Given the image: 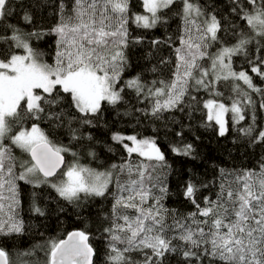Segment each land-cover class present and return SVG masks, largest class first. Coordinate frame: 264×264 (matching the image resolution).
Masks as SVG:
<instances>
[{
    "label": "snow or ice",
    "instance_id": "obj_1",
    "mask_svg": "<svg viewBox=\"0 0 264 264\" xmlns=\"http://www.w3.org/2000/svg\"><path fill=\"white\" fill-rule=\"evenodd\" d=\"M58 2L59 19L48 33L57 37L53 64L44 62L43 54L34 50L18 30L14 29L9 37H0L8 42V49L0 51V234L21 233L24 228L15 212L20 202L17 180L39 186L59 175V182L51 183V187L60 197L71 202L78 201L81 194L86 198L105 196L116 178L111 224L104 230L108 234L109 264H161L169 252L182 254L193 264H202L201 257L208 259L209 264H264V160L258 171L220 169L219 191L215 199L204 197L203 204L196 199L197 185L189 180L183 195L191 201L195 211L188 213L183 222L173 218L170 225L166 219L168 210L161 203L167 188L155 175L159 168L166 166L165 154L155 139L113 133L112 140L122 144L129 156L137 154L143 159L139 162L125 160L111 165L107 171H98L78 162L62 168V153L70 149L54 146L35 123L30 129L20 128L9 135L11 122L19 124L23 117L41 119L46 106L49 109L59 107L65 96L70 97V107L83 117L96 116L102 111V102L116 105L123 99L122 90L117 91V81L128 63L125 50L130 43L129 0ZM175 2L142 0L144 13L135 14L133 21L137 27L153 28L161 20V11L170 10ZM181 2L186 38L181 36V47L175 50L176 66L171 80L153 81L148 86L137 75L126 82V87L151 100V114L157 118L165 111L183 110L181 105L193 86L211 92L214 81L232 79L243 81L253 91H260L247 72L237 73L231 68V57L244 51L250 41L240 39L234 47L221 48L211 57L207 48L210 41H217L221 22L215 14L206 13L192 0ZM8 3L9 0H0V19L9 14ZM233 3L232 10L237 14L243 12L242 19L256 35L264 37V0H233ZM23 20L31 23L32 17L25 13ZM13 49H23V54ZM205 57L211 59L210 69L200 63ZM262 65L264 59L254 62L251 72L264 78ZM233 91L237 97H245L244 102H252L238 83ZM260 107L264 108V104ZM204 108L207 109V120L218 125L220 136L228 131L224 119L226 112H231L237 122L245 119L238 98L233 99L230 107L209 99ZM64 115L63 109L48 111L47 118L62 120ZM81 122L93 124L88 118H82ZM70 131L73 140L79 138L75 135L76 129L70 128ZM239 131L251 137L254 129L250 125ZM5 139L10 140V145L3 143ZM251 142H264V130H260ZM12 146L30 157L20 165L23 170L19 175L14 172L16 164ZM191 149L192 145L188 144L183 149L173 147L171 150L188 155ZM90 155L94 156V153ZM158 185L161 195L154 194ZM33 211L43 215L35 205ZM173 232L175 234L169 235ZM88 240L84 231H73L68 233L67 239L51 241L46 254L47 264H93L94 250ZM133 252H144L143 260L133 261L129 255ZM0 264H13L4 247H0Z\"/></svg>",
    "mask_w": 264,
    "mask_h": 264
},
{
    "label": "trees",
    "instance_id": "obj_2",
    "mask_svg": "<svg viewBox=\"0 0 264 264\" xmlns=\"http://www.w3.org/2000/svg\"><path fill=\"white\" fill-rule=\"evenodd\" d=\"M69 4L70 0H64ZM206 13L217 16L221 22V30L217 33V41H211L209 50L215 51L226 46L236 45L240 39L250 42L245 50L231 57V65L235 71H245L252 77L253 83L260 91L249 89L243 81L220 79L213 83L211 92L193 86L184 104L178 109H172L160 114L159 118L152 116V101L146 100L145 95L126 87V81L139 75L141 82L151 86L153 81H170L176 66V48L181 47V36L185 34V22L182 19V2L176 0L175 5L161 11V20L155 27L145 29L137 27L133 21L135 14H143L142 0H129V46L125 50L127 66L121 73V96L123 99L116 105L102 102V111L96 116L83 117L71 108L65 96V101L59 107L47 108L41 119L23 117L19 124L11 122L14 134L20 128L30 129L37 124L48 136L54 146L67 147L64 152L65 163L81 156L88 165L95 168L110 169L113 164H121L125 160L139 162L141 157L129 154L123 145L112 140L113 133L134 134L137 137L153 138L165 154L166 166L157 170L155 175L163 181L167 193L163 194L161 201L168 210L167 223L172 224L173 218L183 222L188 213L195 211L194 205L183 195L185 184L191 180L199 191L196 193L198 203L203 204L204 197L215 199L219 191L220 169L228 172L251 169L258 171L260 163L264 160V142L252 143L260 130H264V78L251 72L253 63L264 59V37L256 35L242 19L244 13L234 12L233 0H192ZM9 14L0 19V37H9L13 30H18L21 37L30 46L43 54L42 60L48 64L55 62L57 51V37L48 34L59 19L58 0H9L7 5ZM250 10V9H249ZM25 13L32 17L31 23L23 20ZM12 26V27H9ZM29 33H40L31 35ZM139 42H136V41ZM153 41L159 43L153 44ZM8 49V42L0 40V51ZM23 53V49H13ZM207 60L208 57H205ZM253 62V63H250ZM264 70V65L261 66ZM251 97V103H246L245 97H237L233 91L235 84ZM159 86V85H157ZM147 89H145V92ZM216 93H219L217 95ZM195 97V101L193 100ZM207 98L230 105L233 99H240L243 105L244 120L234 121L229 112L226 113V127L228 131L224 136L218 135V125L215 121L207 120V109L204 103ZM191 105V107H188ZM64 110L62 120H49L48 111L60 112ZM73 117H75L73 119ZM93 120L92 125L82 124L81 119ZM252 126V136H247L239 129ZM71 129H76L73 140ZM91 137V138H89ZM126 142V141H125ZM3 143L10 145V140ZM191 144L190 154L174 153L173 147L183 149ZM111 149V150H109ZM73 153L76 155L73 156ZM94 153L93 155H84ZM12 155L15 158L16 175L22 171L20 167L29 156L22 150L12 146ZM62 167V168H63ZM123 175V174H122ZM124 179L127 176L124 175ZM123 182V180H121ZM19 191V205L16 207V218L22 221L23 231L10 235L0 234V247H4L10 254L13 264H47V248L51 241H59L71 230L79 229L89 237V243L94 249L93 264H109L108 234L104 231L111 224V209L114 194L117 192L116 178L109 185L110 191L103 197H85L81 194L78 201H67L60 197L50 184H34L17 180ZM206 185L207 187H204ZM161 195L159 185L154 191ZM39 207L43 215L33 211V206ZM169 233V235H173ZM180 244L182 242L175 241ZM147 251V250H145ZM202 251V249H201ZM21 253H31L23 255ZM150 254V253H149ZM136 262L143 260L144 252L129 254ZM202 264H209V260L201 257ZM161 264H193L185 260L182 254L169 252Z\"/></svg>",
    "mask_w": 264,
    "mask_h": 264
},
{
    "label": "rangeland",
    "instance_id": "obj_3",
    "mask_svg": "<svg viewBox=\"0 0 264 264\" xmlns=\"http://www.w3.org/2000/svg\"><path fill=\"white\" fill-rule=\"evenodd\" d=\"M186 35V34H185ZM185 38H186V36H185ZM211 42V41H210ZM210 42H209V44H210ZM235 45H231V46H226V47H234ZM224 48V47H223ZM207 50H209V47L207 48ZM220 50V49H219ZM219 50H215V51H207L208 53H209V55L211 56V57H214L217 53H218V51ZM20 54H23V53H20ZM208 62H207V60H201L200 61V63L205 67V68H211V59L208 57ZM231 68H232V65H231ZM232 70L233 71H235L233 68H232ZM235 72H240V71H235ZM215 75V74H214ZM122 78L120 77V79L119 80H121ZM131 79V78H130ZM129 79V80H130ZM119 80L117 81V84L119 83ZM128 81V80H127ZM126 81V82H127ZM215 82V81H214ZM120 89H121V85H119V87H117V91H120ZM209 99H213V98H207L205 101H207V100H209ZM215 100V99H214ZM217 101V100H216ZM218 103H222V102H220V101H217ZM227 106V105H226ZM231 106V104L230 105H228L227 107H230ZM227 113V112H226ZM226 113L224 114V119H225V121H226ZM230 113V115H231V118H233V115H232V113L231 112H229ZM234 120V119H233ZM235 121V120H234ZM131 135H134V134H125V135H123V136H131ZM136 136V135H135ZM139 139H144L145 137H138ZM125 143H131L130 141H126ZM56 147H59V146H56ZM84 155H88V156H90V153H87V154H84ZM76 157H79V158H83V157H81V156H76ZM79 158H76V159H73V160H71L70 162H68L66 165H69V164H72V163H76V162H78L79 164H81V165H83V166H87V167H90V168H93V169H96V170H98V171H107V170H109V169H107V168H101V169H99V168H95V167H91V165H88L85 161H83V160H86V159H79ZM63 168H65V167H63ZM23 170V169H22ZM59 179H60V176L59 175H57V177H55V178H53L52 180H50V182L48 183V184H50L51 185V183H58L59 182ZM49 247V246H48ZM47 252H48V248H47Z\"/></svg>",
    "mask_w": 264,
    "mask_h": 264
},
{
    "label": "water",
    "instance_id": "obj_4",
    "mask_svg": "<svg viewBox=\"0 0 264 264\" xmlns=\"http://www.w3.org/2000/svg\"><path fill=\"white\" fill-rule=\"evenodd\" d=\"M62 155L64 156V163H65V155L62 153ZM29 159H30V157H29ZM64 165H62L61 167H63ZM58 172H59V170H58ZM73 231H80L79 229H74V230H71V231H69L68 233H70V232H73ZM68 233L66 234V236L64 237V238H62V239H67V236H68ZM61 239V240H62ZM58 242V241H57ZM88 243H89V241H88ZM90 244V243H89ZM91 245V244H90ZM92 246V245H91ZM93 248V247H92ZM94 250V249H93ZM94 256V255H93Z\"/></svg>",
    "mask_w": 264,
    "mask_h": 264
}]
</instances>
